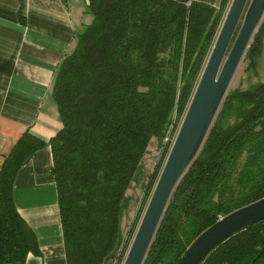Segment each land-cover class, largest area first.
<instances>
[{"label":"trees","instance_id":"obj_1","mask_svg":"<svg viewBox=\"0 0 264 264\" xmlns=\"http://www.w3.org/2000/svg\"><path fill=\"white\" fill-rule=\"evenodd\" d=\"M230 2L214 8L195 0H85L92 21L76 35L51 87L61 127L48 142V173L57 191L66 264H103L115 250L125 192L151 139H162L174 116L178 128ZM263 41L264 16L246 50L254 74ZM46 145L25 131L4 157L0 264H25L28 255L41 254L15 207L13 187L26 160ZM168 152L160 151L143 199ZM262 198L264 82L257 81L225 96L143 264H178L203 231ZM200 264H264V220L227 238Z\"/></svg>","mask_w":264,"mask_h":264},{"label":"crops","instance_id":"obj_2","mask_svg":"<svg viewBox=\"0 0 264 264\" xmlns=\"http://www.w3.org/2000/svg\"><path fill=\"white\" fill-rule=\"evenodd\" d=\"M195 1L214 8L221 2ZM91 21L85 0H0V168L25 131L47 144L14 181L15 207L35 233L41 253L28 255L25 264H66L57 191L48 173V142L61 127L51 87L63 56Z\"/></svg>","mask_w":264,"mask_h":264},{"label":"water","instance_id":"obj_3","mask_svg":"<svg viewBox=\"0 0 264 264\" xmlns=\"http://www.w3.org/2000/svg\"><path fill=\"white\" fill-rule=\"evenodd\" d=\"M263 16L264 0H231L123 264H143L169 199L199 153ZM263 220L264 198L203 231L178 264H200L227 238Z\"/></svg>","mask_w":264,"mask_h":264},{"label":"rangeland","instance_id":"obj_4","mask_svg":"<svg viewBox=\"0 0 264 264\" xmlns=\"http://www.w3.org/2000/svg\"><path fill=\"white\" fill-rule=\"evenodd\" d=\"M242 20H243V16L239 21L237 30L242 24ZM254 34L252 36V39L254 37ZM247 67H248V60L246 59V52H245L232 77V80L228 87V92L235 88L246 89L251 84L256 83L257 81L264 82V41H263L261 55L256 60V67H255L256 74H254V72L252 70H249ZM181 121L178 123V128L181 124ZM175 122H176V118L174 116L171 121L174 128L177 127V126L175 127ZM161 145H162V140L160 138H154L153 144L149 146L148 150L146 149L143 159L134 173V176L120 204L119 221L117 228V246L115 250L104 260L103 264H117V263L123 264L125 260V257L128 253L134 235L137 231L138 225L142 219L146 206L149 202L150 196L157 182L156 181L152 185L151 191L143 199L142 198V196L144 197L143 192L148 182L149 176L153 170V167L156 163V159L160 152ZM130 226H132L133 228V232L131 236L130 233L128 234V228ZM117 255H118V259H116ZM120 256L121 259L119 262L118 260Z\"/></svg>","mask_w":264,"mask_h":264},{"label":"built area","instance_id":"obj_5","mask_svg":"<svg viewBox=\"0 0 264 264\" xmlns=\"http://www.w3.org/2000/svg\"><path fill=\"white\" fill-rule=\"evenodd\" d=\"M178 128H174L173 124L171 123L167 130L164 133V136L162 137V145H161V150L165 149L166 147H168L170 149V147L172 146L174 139L176 137Z\"/></svg>","mask_w":264,"mask_h":264}]
</instances>
